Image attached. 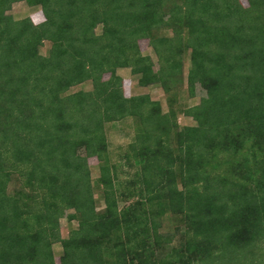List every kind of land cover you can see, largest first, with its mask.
Masks as SVG:
<instances>
[{
    "label": "trees",
    "instance_id": "trees-1",
    "mask_svg": "<svg viewBox=\"0 0 264 264\" xmlns=\"http://www.w3.org/2000/svg\"><path fill=\"white\" fill-rule=\"evenodd\" d=\"M17 2L44 20L15 19ZM246 2L0 0V264H262L264 0ZM121 69L167 95L184 83L193 98L199 85L206 96L184 110L195 125L126 97ZM127 118L134 173L121 180L105 125ZM166 214L181 235L161 233ZM64 217L77 222L67 238Z\"/></svg>",
    "mask_w": 264,
    "mask_h": 264
},
{
    "label": "rangeland",
    "instance_id": "rangeland-1",
    "mask_svg": "<svg viewBox=\"0 0 264 264\" xmlns=\"http://www.w3.org/2000/svg\"><path fill=\"white\" fill-rule=\"evenodd\" d=\"M244 6H247L246 0H241ZM15 19H21L25 17H30L34 23L38 24L44 20L40 7L34 6L30 7L25 2H17L14 3L11 7V10L8 12ZM97 33L100 32V28H97ZM140 48L143 54L149 55L154 61L155 56L153 51L148 45V41L141 40ZM49 48V43L45 42L43 47L41 48V53L46 54ZM190 66L189 63V54L186 53L184 56V70L186 71ZM118 75L121 76L123 80V92L126 97H131L135 95H149V97L154 101H159L161 104L162 112L168 113L169 111H174L175 119L180 127L183 126H193L195 122L192 118L188 117L184 114V110L190 108L194 105H197L200 102L202 97L206 96V92L197 85L195 88V97L191 98L187 94L186 84L180 85V88L177 89L171 95L164 94L163 91L159 87L150 86V87H140L138 85V77L134 76L130 73L129 69H121L118 70ZM108 75L104 76V79H107ZM91 89V83L86 82L78 87H74L70 92H75L78 90L88 91ZM105 133L108 141V156L110 158V163L117 167V174L119 179H129L133 173L134 169L129 168L124 164L123 154L127 150V146L129 143L133 141L135 134V121L133 119L127 118L119 122L109 123L105 125ZM88 165L90 168L91 182L93 185L94 197L97 200V209H103L104 203L102 201L101 188L98 186V178L100 176L98 161L94 157L88 158ZM15 182L13 186L11 185L8 189L9 191L14 188ZM126 205V203H121V206ZM73 211H68L67 213H72ZM60 224V234L62 238H67L69 232L77 227V222L67 221L66 217L61 218L59 221ZM178 229L180 232L179 235L183 233L185 230L184 226L178 221V217L171 216V214H166L162 219V227L160 229L161 233L164 235L173 234ZM179 242V238H176L171 245L172 247L177 246ZM168 246L167 248L171 247ZM254 251L260 253L264 251V244L260 243L259 251L254 249ZM62 249L60 244L53 245V253L55 260L58 262V258L61 255ZM262 264H264V258L261 260ZM226 262L230 261H224ZM245 262L244 264H247ZM229 264V263H227Z\"/></svg>",
    "mask_w": 264,
    "mask_h": 264
}]
</instances>
